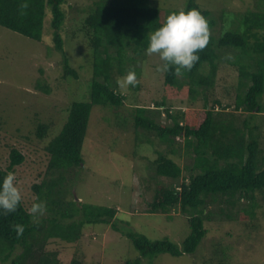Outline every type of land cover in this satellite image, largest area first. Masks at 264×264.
I'll return each mask as SVG.
<instances>
[{"label":"trees","instance_id":"obj_1","mask_svg":"<svg viewBox=\"0 0 264 264\" xmlns=\"http://www.w3.org/2000/svg\"><path fill=\"white\" fill-rule=\"evenodd\" d=\"M250 1L253 7H247L238 18L239 26L219 35L215 34L216 13L203 9L197 0H186L183 8L166 12L158 4H150L151 0H92L89 9L79 11L71 29L72 38L85 40L91 52V78L84 84L87 100L71 104L60 133L44 147L48 157L46 176L31 186L36 198L46 204L44 214L34 220L29 213L34 201L28 204L23 196L15 212L0 214V264H87L67 249L81 241L87 225L95 224L111 226L136 250L137 255L120 264H158L156 258L160 255L194 256L207 234L211 235L214 224L228 226L225 232L231 243L218 241L208 262L226 264L227 251L234 244L243 246L236 249L237 253L248 256L244 232L250 228L264 231V117L260 122L256 120L264 114V0ZM68 2L0 0V27L41 44L50 41L48 52L54 49L60 54L59 80L66 83L81 81L79 70L71 65L66 52L70 40ZM192 8L208 20V45L199 52L200 59L190 71L163 73V97L154 99L149 95L153 107L140 105L133 97L137 105L132 107L128 123L135 155L140 154L143 144L154 146V139L159 149H165L154 148L157 157L149 160L154 176L144 178L150 183L144 185L145 192L151 190L145 204L149 214L169 216L173 210L180 213L190 232L177 244L169 238L152 240L137 233L123 226L116 206L78 202L73 192L80 179L78 173L85 169L83 148L93 108L112 110L126 104L130 98L120 89L117 79L130 70L137 78L140 76L136 65L140 60L145 64L148 33L158 28L170 12ZM224 14L227 17L228 13L222 11L221 16ZM226 21L234 24L232 16ZM222 63L238 70L236 100L233 105L214 100V106L209 107L206 90L215 85ZM39 72L43 74L42 69ZM131 87L138 91L140 84ZM35 88L47 94L51 91L42 79L36 81ZM183 89L186 97L176 102V95L170 92ZM198 99L204 100L203 110L188 108ZM122 119L118 120L121 126L129 121ZM49 129V124L39 123L37 137L47 138ZM9 157V165L0 166V179L25 162V155L16 146L10 148ZM17 224L23 225L22 233L15 229ZM240 226L246 229L236 232ZM202 248L203 245L196 255ZM263 250L261 245L252 254Z\"/></svg>","mask_w":264,"mask_h":264},{"label":"rangeland","instance_id":"obj_2","mask_svg":"<svg viewBox=\"0 0 264 264\" xmlns=\"http://www.w3.org/2000/svg\"><path fill=\"white\" fill-rule=\"evenodd\" d=\"M185 1L151 0L150 4H158L159 8L166 12L169 9L183 8ZM197 1L203 9L216 13L214 17L215 19L218 17L217 33L215 32L217 35L226 29L238 27V18L245 13L247 7H253L250 0ZM68 4L71 7L67 20L70 40L67 41L66 52L72 59L71 65L79 70L81 81L70 80L66 83L59 80L62 74V67L59 64L61 56L54 49L53 52H48L47 46L51 45L50 41H47L48 44L46 42L41 44L0 27V166L5 168L9 165L10 148L13 146L18 147L25 155V162L16 167L14 172L21 194L28 204L36 199L31 186L40 183L46 176L48 157L44 147L60 133L71 104L87 100L85 97L88 91L84 90V84L91 78L89 72L91 52L85 40L72 38L74 30L71 27L77 23L79 11L89 9L92 0H69ZM222 11L228 13L227 17H233L234 24L226 21L225 14L221 16ZM145 58V64L140 60L136 65L140 70V76L137 78L140 89L137 91L129 86L128 90H124L130 99L123 107L112 110L101 109L99 106L93 108L83 148L85 169L78 173L80 179L77 184L75 183L73 193L78 202L116 206L120 210L117 215L123 220V226L126 225L137 233L152 240L169 238L181 244L190 230L177 210H173L169 216L149 214L146 210L145 203L148 202V198L150 199L151 190L145 192L144 185L150 183L144 181V178L149 180L151 175L154 176L149 167V160L157 157L154 148L161 151L165 149H159L158 140L154 139V146L143 144L140 154L135 155L134 136L129 132L132 129L128 125L132 119L131 110L137 105L133 97L138 99V104H149L151 107L153 104L149 95L154 99L163 97L164 72L156 71L162 62L155 55H147ZM40 69L43 70V74L39 72ZM238 75L235 66L229 63L220 65L215 85L206 90L209 107L214 106V100H219L223 105L232 104L236 100ZM39 79L48 83L51 88L49 94L35 88V83ZM170 93L171 96L174 93L175 101L180 103L187 95L186 89ZM188 108L203 110L204 100L190 102ZM232 109L233 106L230 107V110ZM262 117L264 114L258 115L256 120L260 122ZM121 118L129 121L121 126L118 123ZM162 120L165 121L166 117L162 116ZM39 123L50 125L48 137L45 139H39L36 135ZM85 228L87 233L81 241L77 245H70L67 251L75 252L87 264H120L119 261L137 255L130 241L114 231L111 226L95 224L87 225ZM227 229L228 226L224 224H214L211 235L207 234L198 248L199 251L203 245L200 255H196L198 251L194 254L195 257L184 255L175 258L160 255L156 258L159 260L157 263L211 264L208 261L216 251L218 241L223 239L222 243L225 242L226 245L228 242L231 243L230 236L225 232ZM244 229L246 228L240 226L235 230L238 232ZM248 230L252 231L251 228ZM248 230L244 232L248 238L244 242L248 256L237 253L236 249L243 246L237 247L234 244L227 251L229 260L226 264H264V250L260 252L261 254L254 255L255 251L252 254L259 246L264 247V231ZM93 241H96L94 245ZM233 248L235 249L232 252ZM194 258L199 261L194 262Z\"/></svg>","mask_w":264,"mask_h":264},{"label":"clouds","instance_id":"obj_3","mask_svg":"<svg viewBox=\"0 0 264 264\" xmlns=\"http://www.w3.org/2000/svg\"><path fill=\"white\" fill-rule=\"evenodd\" d=\"M210 40L208 20L196 9L178 10L170 12L164 22L148 33V46L146 54L155 55L162 62L156 68L157 72L190 71L199 61V52L203 50ZM137 83L136 73L128 71L117 79L121 90ZM22 200L21 190L18 187L16 173L7 172L0 179V214H9L17 210ZM46 211V204L39 197L32 203L29 213L35 220ZM18 233L24 231L23 225H15Z\"/></svg>","mask_w":264,"mask_h":264}]
</instances>
